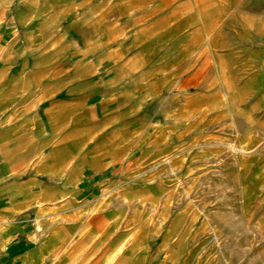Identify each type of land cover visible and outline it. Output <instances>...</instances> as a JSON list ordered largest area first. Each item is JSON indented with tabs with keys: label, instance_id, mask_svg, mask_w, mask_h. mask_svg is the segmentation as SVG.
Wrapping results in <instances>:
<instances>
[{
	"label": "crops",
	"instance_id": "obj_1",
	"mask_svg": "<svg viewBox=\"0 0 264 264\" xmlns=\"http://www.w3.org/2000/svg\"><path fill=\"white\" fill-rule=\"evenodd\" d=\"M257 182L264 0H0V264H175L197 209L235 263Z\"/></svg>",
	"mask_w": 264,
	"mask_h": 264
},
{
	"label": "rangeland",
	"instance_id": "obj_2",
	"mask_svg": "<svg viewBox=\"0 0 264 264\" xmlns=\"http://www.w3.org/2000/svg\"><path fill=\"white\" fill-rule=\"evenodd\" d=\"M263 184L259 182L254 186V193L250 197L238 198L231 200L230 202L225 201L223 204H217L218 200H210V206L216 207L217 205H233L237 207H247L252 212L256 213L255 226L251 225L252 235H248V231H244L242 234L245 238H255L254 244L250 246H245L244 252H242L241 260L236 257L239 252L231 246L225 248L227 256L236 255L235 263H228L223 261V248L216 244L218 237V230L216 228V215H201L199 209L197 213H194L192 217L191 230H184V225H180L178 232L176 233V238L178 242H181L180 246L176 247V262L175 264H264V193L262 191ZM201 184L194 183L193 191V205L194 209L199 208L202 203L201 198ZM204 201V200H203ZM233 201V202H232ZM183 215L177 216V219L183 218ZM183 222V220H182ZM208 222V223H207ZM220 238L222 236L219 235ZM207 238L212 239L210 244L207 243ZM191 252V259H187Z\"/></svg>",
	"mask_w": 264,
	"mask_h": 264
}]
</instances>
